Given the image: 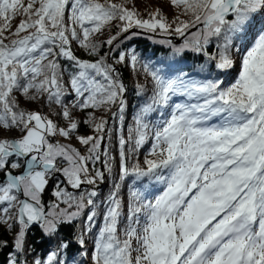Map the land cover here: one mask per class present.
Masks as SVG:
<instances>
[{
  "label": "snow or ice",
  "instance_id": "1",
  "mask_svg": "<svg viewBox=\"0 0 264 264\" xmlns=\"http://www.w3.org/2000/svg\"><path fill=\"white\" fill-rule=\"evenodd\" d=\"M168 4L0 0L3 264H264V0ZM122 68L146 81L127 126Z\"/></svg>",
  "mask_w": 264,
  "mask_h": 264
},
{
  "label": "trees",
  "instance_id": "2",
  "mask_svg": "<svg viewBox=\"0 0 264 264\" xmlns=\"http://www.w3.org/2000/svg\"><path fill=\"white\" fill-rule=\"evenodd\" d=\"M133 5L135 8L140 12L142 16H147L148 12H154L158 8L169 18L172 17L173 14V9L169 7L168 0H136L134 1ZM170 38V37H169ZM177 38V37H176ZM130 46H133L136 48L137 52L140 54L142 58H152V62H155L156 60L159 59H166V53L170 52V49H166L161 45L154 44L151 40L147 39L145 36H138L135 37L132 41L128 42ZM174 44H180L182 43H176L173 41ZM107 49H102L101 54H103V51H106ZM76 54L80 56L81 58H89L86 53L83 52V50H80L77 48ZM179 59V58H177ZM185 59L188 61V63H192L193 60L195 59L194 54L188 53ZM121 74L122 78L126 82V87L128 88V108L125 113V124L126 126L129 124H132L133 122V115L135 116L138 110L139 104L142 102L139 97L135 95V86L137 83L144 84L146 83L145 81V75L142 72V69L139 72H134L132 71L131 68H122L121 69ZM29 105L34 103H28ZM97 114L104 115V113L98 112ZM153 117H150L152 119ZM85 129H82L84 131ZM74 142L71 143H76L75 140ZM74 144V145H75ZM146 154V152L142 151L141 154V159L143 155ZM148 181H143L142 184L144 185ZM132 184V180L129 179L127 183L122 186L121 192L122 195L127 197L128 195V185ZM134 187H138L141 189L142 185H133ZM153 186H149V190H151ZM110 191V182H107L103 185V188L101 189V195L104 196ZM141 191H143L141 189ZM64 232L65 236L68 237L70 236L71 232V227L67 229H62ZM7 239H11L8 236H5ZM42 239V234L40 231L36 228H33L32 232L28 236V242L36 249L37 253H44L45 250L48 248V243L47 242H38L41 241ZM2 264L4 260V254H2Z\"/></svg>",
  "mask_w": 264,
  "mask_h": 264
},
{
  "label": "water",
  "instance_id": "3",
  "mask_svg": "<svg viewBox=\"0 0 264 264\" xmlns=\"http://www.w3.org/2000/svg\"><path fill=\"white\" fill-rule=\"evenodd\" d=\"M172 39L174 40V39H176V37L173 36ZM181 40H182L181 38H177L176 42H180ZM52 188H53V181H50L48 190L46 191V193L44 194V197H43L45 202H50L51 200H53V197L51 195Z\"/></svg>",
  "mask_w": 264,
  "mask_h": 264
},
{
  "label": "rangeland",
  "instance_id": "4",
  "mask_svg": "<svg viewBox=\"0 0 264 264\" xmlns=\"http://www.w3.org/2000/svg\"><path fill=\"white\" fill-rule=\"evenodd\" d=\"M134 1H136V0H133V3H134ZM117 2H118V0H117ZM129 6H132V5H129ZM13 23L15 24V23H18V19L16 20V21H13ZM177 38H179V37H177ZM177 38L176 39H172L173 41H175L176 42V40H177ZM170 39H171V37H170ZM179 43V42H178ZM123 79V78H122ZM124 80V79H123ZM125 82V81H124ZM125 84H126V82H125ZM127 86V85H126ZM22 107H25V108H28V109H31V108H35L36 107V105L34 104V105H32V104H28V103H23L22 102V105H21ZM45 111H48V109H46L45 108ZM97 115H100V114H97ZM135 116L133 115V118H134ZM10 135H15V133H11ZM71 142H74V141H71ZM77 143V145L79 146V144H78V142H76ZM72 144H74V143H72ZM142 159H143V157H142Z\"/></svg>",
  "mask_w": 264,
  "mask_h": 264
},
{
  "label": "bare ground",
  "instance_id": "5",
  "mask_svg": "<svg viewBox=\"0 0 264 264\" xmlns=\"http://www.w3.org/2000/svg\"><path fill=\"white\" fill-rule=\"evenodd\" d=\"M171 39H172V37H171ZM176 43H178V42H176Z\"/></svg>",
  "mask_w": 264,
  "mask_h": 264
}]
</instances>
